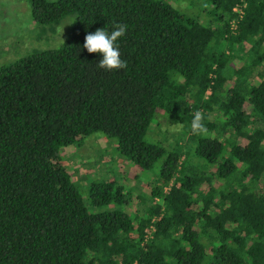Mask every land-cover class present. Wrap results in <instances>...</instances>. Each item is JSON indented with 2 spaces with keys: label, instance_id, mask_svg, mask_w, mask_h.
I'll return each mask as SVG.
<instances>
[{
  "label": "trees",
  "instance_id": "trees-1",
  "mask_svg": "<svg viewBox=\"0 0 264 264\" xmlns=\"http://www.w3.org/2000/svg\"><path fill=\"white\" fill-rule=\"evenodd\" d=\"M30 1L41 25L76 19L59 48L0 69V264H264V81L248 78L264 67V0H203L205 19L178 0ZM113 23L127 68L106 71L83 44ZM161 113L188 146L146 139ZM98 132L141 169L162 160V204L133 216L125 185L101 177L83 196L61 151Z\"/></svg>",
  "mask_w": 264,
  "mask_h": 264
},
{
  "label": "rangeland",
  "instance_id": "rangeland-1",
  "mask_svg": "<svg viewBox=\"0 0 264 264\" xmlns=\"http://www.w3.org/2000/svg\"><path fill=\"white\" fill-rule=\"evenodd\" d=\"M178 4L187 14H198L202 19L207 18V7L203 0H178ZM75 19V15H66L56 25H41L33 17L30 0H0V69L35 52L62 46L71 33ZM227 47L228 44L225 43L226 50ZM234 50V59L231 62L232 67H237L242 63L240 57L245 52L238 46H234ZM248 78L252 83L264 81V67L255 68ZM235 79L236 77L231 76L226 88ZM162 114L155 118L146 139L152 142L162 141L165 144L183 143L188 146L189 139L186 138L182 125L172 122ZM215 116L216 114H212L210 119L215 120ZM117 146L116 139L102 132L94 133L79 143L64 147L61 151L62 162L72 173L75 184L86 199L89 198V185L92 181L100 177L115 179L129 191L127 211L133 216L146 215L153 205L163 203L162 199H153L151 196L152 186L158 184L162 160L151 169H141L123 156ZM185 158L186 156L182 157V160ZM187 159L190 164L197 161L192 154ZM173 183L174 180L171 184ZM108 208L120 206L110 205L103 209ZM148 232L150 234L151 230Z\"/></svg>",
  "mask_w": 264,
  "mask_h": 264
},
{
  "label": "clouds",
  "instance_id": "clouds-1",
  "mask_svg": "<svg viewBox=\"0 0 264 264\" xmlns=\"http://www.w3.org/2000/svg\"><path fill=\"white\" fill-rule=\"evenodd\" d=\"M113 30L109 32L105 27L97 28L95 32H89L84 38L83 48L88 53H100L102 59L98 63V68L106 71L127 68V62L121 59L117 41L126 35L127 25L123 23H113ZM204 114L197 110L191 121V131L194 135L206 132L203 123Z\"/></svg>",
  "mask_w": 264,
  "mask_h": 264
},
{
  "label": "built area",
  "instance_id": "built-area-1",
  "mask_svg": "<svg viewBox=\"0 0 264 264\" xmlns=\"http://www.w3.org/2000/svg\"><path fill=\"white\" fill-rule=\"evenodd\" d=\"M244 5H246V4H244ZM241 9H242V7H241V6H238V7L235 8V11H240V12H242ZM234 22H235V21H234Z\"/></svg>",
  "mask_w": 264,
  "mask_h": 264
}]
</instances>
